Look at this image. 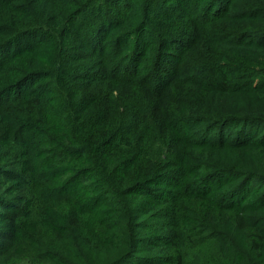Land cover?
<instances>
[{
  "label": "trees",
  "instance_id": "trees-1",
  "mask_svg": "<svg viewBox=\"0 0 264 264\" xmlns=\"http://www.w3.org/2000/svg\"><path fill=\"white\" fill-rule=\"evenodd\" d=\"M261 181L264 0H0V264H264Z\"/></svg>",
  "mask_w": 264,
  "mask_h": 264
},
{
  "label": "rangeland",
  "instance_id": "rangeland-1",
  "mask_svg": "<svg viewBox=\"0 0 264 264\" xmlns=\"http://www.w3.org/2000/svg\"><path fill=\"white\" fill-rule=\"evenodd\" d=\"M261 128H262V127H260V129H261ZM228 135H229V134H228ZM260 183H264V182L261 181Z\"/></svg>",
  "mask_w": 264,
  "mask_h": 264
}]
</instances>
